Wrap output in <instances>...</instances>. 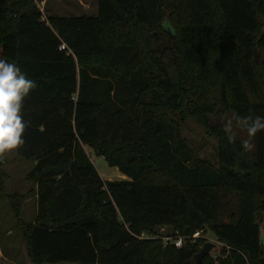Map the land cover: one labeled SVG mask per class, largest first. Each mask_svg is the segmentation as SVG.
Returning <instances> with one entry per match:
<instances>
[{
	"label": "trees",
	"instance_id": "16d2710c",
	"mask_svg": "<svg viewBox=\"0 0 264 264\" xmlns=\"http://www.w3.org/2000/svg\"><path fill=\"white\" fill-rule=\"evenodd\" d=\"M0 59L37 84L17 149L35 163L33 221L0 163L33 264H197L207 229L222 248L201 264H264V131L245 151L246 131L223 129L264 116V0H97L95 14L46 18L0 0ZM187 117L217 138L215 164L182 135ZM85 145L127 178L103 180Z\"/></svg>",
	"mask_w": 264,
	"mask_h": 264
},
{
	"label": "rangeland",
	"instance_id": "374dc122",
	"mask_svg": "<svg viewBox=\"0 0 264 264\" xmlns=\"http://www.w3.org/2000/svg\"><path fill=\"white\" fill-rule=\"evenodd\" d=\"M42 11L44 18L49 15H80L84 12L95 14L97 12V0H33ZM229 117V116H228ZM233 132L240 138L246 137L242 130L234 125ZM182 135L188 140L194 155L209 163H216L217 138L208 129L191 117L182 121ZM91 161L103 180H121L127 178L116 166L108 164L102 154H98L95 148L84 146ZM100 148V147H99ZM100 151V150H99ZM34 161L22 158L18 150H12L6 154V160L2 163V170L8 175L5 183V192L8 194L23 193L27 197L22 204L21 218L25 222L34 220L37 212V198L35 196L34 184L26 179L34 168ZM262 241L264 242V216L260 220ZM166 228L160 232L166 233ZM169 237H173L171 234ZM193 237H203L206 242L215 243L209 254L214 258L220 253L222 245L214 235L207 229L197 231ZM202 248V247H201ZM0 264H33L28 255L26 243L22 233L16 227V220L10 204L0 195ZM55 264H70L66 262Z\"/></svg>",
	"mask_w": 264,
	"mask_h": 264
},
{
	"label": "clouds",
	"instance_id": "9594fccd",
	"mask_svg": "<svg viewBox=\"0 0 264 264\" xmlns=\"http://www.w3.org/2000/svg\"><path fill=\"white\" fill-rule=\"evenodd\" d=\"M165 28L172 30L170 22H165ZM37 84L14 63L0 59V163L6 160V154L19 149L25 143L22 136L28 127L23 120V101ZM233 121L237 127L244 129L247 139L241 141L245 151H252V139L264 131V116L254 115L250 110L247 116L234 115L232 119L223 122V129L229 134V140L234 139Z\"/></svg>",
	"mask_w": 264,
	"mask_h": 264
},
{
	"label": "water",
	"instance_id": "95a60500",
	"mask_svg": "<svg viewBox=\"0 0 264 264\" xmlns=\"http://www.w3.org/2000/svg\"><path fill=\"white\" fill-rule=\"evenodd\" d=\"M100 150V148H98V151ZM215 246V243L212 242H206L202 248L200 249V251L195 255V259L197 264H201L203 258L210 252V250Z\"/></svg>",
	"mask_w": 264,
	"mask_h": 264
},
{
	"label": "built area",
	"instance_id": "2783aa9c",
	"mask_svg": "<svg viewBox=\"0 0 264 264\" xmlns=\"http://www.w3.org/2000/svg\"><path fill=\"white\" fill-rule=\"evenodd\" d=\"M67 46L65 45V43H62L61 45H60V49H64V48H66ZM195 235V234H194ZM143 237H148V234H146V233H143L141 236H140V238H143ZM166 240V242H172V243H174V245L176 246V247H178V248H180V247H182L183 246V244H184V242H185V238L184 237H181V236H178V237H168V238H166L165 239Z\"/></svg>",
	"mask_w": 264,
	"mask_h": 264
},
{
	"label": "crops",
	"instance_id": "0c3cea01",
	"mask_svg": "<svg viewBox=\"0 0 264 264\" xmlns=\"http://www.w3.org/2000/svg\"><path fill=\"white\" fill-rule=\"evenodd\" d=\"M96 7H97V3H96ZM83 14H89V13H86V12H84ZM126 179V178H125ZM34 188V187H33ZM35 196H36V193H35ZM27 197V195L25 194V198ZM1 251H0V258H1Z\"/></svg>",
	"mask_w": 264,
	"mask_h": 264
}]
</instances>
